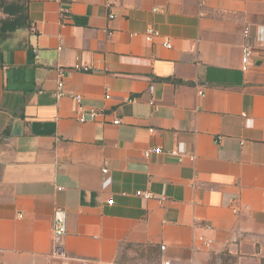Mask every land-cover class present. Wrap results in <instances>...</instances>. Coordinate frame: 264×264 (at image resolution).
I'll return each instance as SVG.
<instances>
[{
    "label": "crops",
    "instance_id": "obj_1",
    "mask_svg": "<svg viewBox=\"0 0 264 264\" xmlns=\"http://www.w3.org/2000/svg\"><path fill=\"white\" fill-rule=\"evenodd\" d=\"M26 8L31 27L0 40V264H211L224 252L259 264L264 0ZM80 107L95 120L80 123ZM157 147L182 161L144 158Z\"/></svg>",
    "mask_w": 264,
    "mask_h": 264
},
{
    "label": "built area",
    "instance_id": "obj_2",
    "mask_svg": "<svg viewBox=\"0 0 264 264\" xmlns=\"http://www.w3.org/2000/svg\"><path fill=\"white\" fill-rule=\"evenodd\" d=\"M154 35H155V32L153 29L149 28L146 30V36L147 37H151ZM243 36H244V38H248V36H249V28L248 27L244 28ZM163 45L166 48H170L169 42H165ZM251 55H252V52H251L250 46L248 44H244L242 46V53H241V70L243 72L247 71L249 66H250ZM72 70L83 72V73L89 72L88 67L79 66V65H75L72 68ZM62 78L63 77H61V79L57 83V91H56L55 95L58 98L62 97L64 95V93L62 92V88L64 87V82H63ZM151 90H153V89H151ZM199 94H201V93H199ZM72 99L77 103L80 102L79 96H72ZM97 115L98 114L96 112H92L90 117L86 118L84 113H83V109L80 107L78 109V113H77V120L80 123H85L87 121L95 120ZM113 124L117 125L118 122L114 121ZM161 154H166L168 156L175 157V158H177L178 162L182 161V155H180L176 150H169V151L164 152L161 148L157 147V148H153V149H148V150L143 152V156L146 159L149 158L151 155H161ZM102 172L106 173L107 170L103 169ZM135 195L137 197H141V198L146 199V200L154 198L150 193H144L142 191H137L135 193ZM65 234H66L65 214L62 210L56 209L54 211V214H53V222H52V229H51V243H52V251H53L54 255H60L61 254L62 243H63V239H64ZM160 250L163 251L164 246L160 247ZM112 264H119V263H112ZM164 264H168V262H164Z\"/></svg>",
    "mask_w": 264,
    "mask_h": 264
},
{
    "label": "trees",
    "instance_id": "obj_3",
    "mask_svg": "<svg viewBox=\"0 0 264 264\" xmlns=\"http://www.w3.org/2000/svg\"><path fill=\"white\" fill-rule=\"evenodd\" d=\"M26 3L27 0H25L24 7L17 4L0 6L2 13L7 16V18L0 19V40L9 37L14 32L27 30L31 27L27 15ZM259 264H264V259H261Z\"/></svg>",
    "mask_w": 264,
    "mask_h": 264
},
{
    "label": "rangeland",
    "instance_id": "obj_4",
    "mask_svg": "<svg viewBox=\"0 0 264 264\" xmlns=\"http://www.w3.org/2000/svg\"><path fill=\"white\" fill-rule=\"evenodd\" d=\"M19 5L21 7L25 6V0H0V6H9V5ZM7 18L6 15L2 13V9L0 7V19ZM211 264H255L254 261H244L242 259H238L237 256L230 255L226 252L219 254L217 256H213L211 259Z\"/></svg>",
    "mask_w": 264,
    "mask_h": 264
}]
</instances>
